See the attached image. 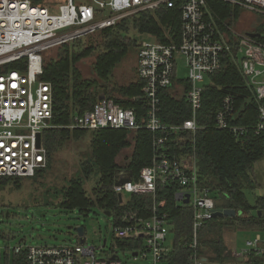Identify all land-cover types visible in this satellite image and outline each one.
<instances>
[{
    "label": "built area",
    "instance_id": "1",
    "mask_svg": "<svg viewBox=\"0 0 264 264\" xmlns=\"http://www.w3.org/2000/svg\"><path fill=\"white\" fill-rule=\"evenodd\" d=\"M218 1L240 14L264 18V0ZM159 8L179 9V42L164 44L154 39L138 44L135 67L139 91L123 99L132 106L123 107L115 102L117 98L104 95V100L97 98L90 109L80 113L75 110L68 129L150 132V165L140 171L136 180L131 178L122 186H114V192L142 197L154 196L158 186L176 188L175 201L184 204L187 200L184 205L192 212L188 243L192 264H239L250 255L260 257L264 264V233L260 231H253V239L247 240L241 250L231 251L232 261L212 262L198 252L199 232L215 218L213 213L218 209L216 196L200 180L194 137L199 129L204 77L219 71L226 55L253 92L258 111L254 130L264 134V32L242 31L227 20L218 26L219 19L209 0H0V177L31 178L47 166L44 134L53 127L54 91L52 84L43 80V74L45 63L56 59L52 55H58L71 43L98 37L123 21ZM177 58L183 59L187 70L189 87L183 98L190 117L178 126H169L162 122L160 114L162 97L173 96L184 86L176 80ZM233 114V100L225 97L214 115L215 128L240 138L247 129L231 124ZM175 143L185 146L183 154L168 153L169 146ZM126 203L122 197L119 205ZM163 206L164 202H160L114 216V246L105 258L96 253L104 251L106 240L96 249L85 242L80 245L76 235V244L70 246L5 248L6 263H10V256H22L19 264H125L117 253L123 248L133 263L165 264L173 242L167 246L171 224L169 215L162 212ZM83 238L85 241V235Z\"/></svg>",
    "mask_w": 264,
    "mask_h": 264
},
{
    "label": "trees",
    "instance_id": "2",
    "mask_svg": "<svg viewBox=\"0 0 264 264\" xmlns=\"http://www.w3.org/2000/svg\"><path fill=\"white\" fill-rule=\"evenodd\" d=\"M209 1L219 23L227 20L230 24L231 17L237 15V10H232L223 3L221 4L224 6L219 12L216 7L219 1ZM128 22L139 35L150 36L164 44L179 42L181 30L179 9L159 8L152 12H142L131 21H123L117 27L101 33L102 51L97 54L91 66L94 74L92 79H84L77 66L75 67L79 60L90 57L93 53L94 48L91 45L72 55L69 54L70 47L65 46L61 52L59 51L56 59H50L44 65L43 80L50 82L54 91V112L51 122L53 127L44 134L48 161L51 154L69 140L79 141L86 136L91 140L90 151L81 159L76 177L60 189L61 201L57 207L69 211L78 210L81 213L98 207L104 213L109 212L113 216L116 212L121 213L128 209L139 211L164 202L162 212L169 215L171 232L174 235L165 264H192L191 251L188 249L192 212L187 205L175 201L176 188L158 186L154 196H142L143 198L131 195L124 206L119 205L117 194L113 190L119 173L130 172L131 178L136 180L140 171L150 165L152 134L145 130L130 133L110 129L98 131L68 129L75 110L79 113L84 112L98 102V91L103 90L104 95L112 99L115 92L131 96L139 91L132 85L108 86L112 71L128 50L127 43L121 41L120 36V30L124 29ZM260 31V34L264 32V21ZM208 79L209 84L203 89L202 109L198 114L199 129L194 137L200 180L218 196V199L215 197L217 209L234 210L238 215L234 218L215 217L206 222L199 232L201 248L198 252L205 256L203 250L207 248L210 252L207 258L210 261L224 263L233 260L232 253L223 241L222 234L225 230L243 227L251 231L254 229L252 227H257L254 231L264 233V197H257L254 206H251L244 192L254 189L252 168L255 163L264 160V134L255 133L257 102L231 58L224 56L221 69L208 76ZM182 84L186 89L189 87L187 82ZM225 97H231L233 100L234 114L231 124L247 129V133L240 138L234 137L226 130L215 128L214 115ZM115 102L123 107L132 106L118 99H115ZM189 117L190 109L183 96L176 98L165 94L162 97L160 118L163 123L178 126ZM130 135L134 141L133 152L128 163L119 166L116 157L121 150L131 146ZM184 151L185 146L175 143L169 146L168 153L177 156ZM91 176H95L96 181L91 190L92 196L89 197L82 182ZM20 179L0 177V184H18ZM13 258V264L23 261L22 256ZM239 264H263V261L260 257L250 255L246 261Z\"/></svg>",
    "mask_w": 264,
    "mask_h": 264
},
{
    "label": "rangeland",
    "instance_id": "3",
    "mask_svg": "<svg viewBox=\"0 0 264 264\" xmlns=\"http://www.w3.org/2000/svg\"><path fill=\"white\" fill-rule=\"evenodd\" d=\"M223 6L220 2L216 4L219 12H221ZM263 21L264 18L261 16L255 18L251 13L240 14L238 11L237 15H233L232 19H230V26L239 27L242 31L253 29L261 32ZM222 22L226 24V20L221 21V23L217 21L218 26H222ZM120 36L122 37L121 41L127 43L128 50L112 71L108 86L128 87L132 85L137 88L135 67L137 46L141 42H151L155 38L139 35L129 22L124 29L120 30ZM102 38L103 35L100 34L98 37L70 44V55L77 54L84 47L90 45L94 48L90 57L82 58L75 64L84 79L94 78V74L90 76V67L97 54L102 51ZM53 56L57 57V53ZM176 65V80L182 84L186 82L188 77L183 59L177 58ZM202 84L204 86L209 84L207 76L204 77ZM185 91L186 88L182 86L179 91L174 93L173 97H182ZM114 95L115 98L122 101L128 98V95H120V93L116 92ZM131 137L130 135L131 146L121 150L116 157V163L119 166L127 164L133 152L134 141ZM90 141L89 136L79 141L69 140L51 154L47 166L41 169L40 172L38 171V174L35 173L31 178H21L18 184H0V254L2 256V264H7L4 253L5 248L13 249L17 245L32 247L74 245L77 242L75 232L77 227L84 229L85 243L88 246L98 249L102 246L103 241L106 240L104 251H98L96 256L107 257V253L114 246L113 237L111 236V224L113 223L114 215H119L120 212L107 217L98 207L90 208L85 213L57 207L61 201L59 191L68 184L69 180L76 177L81 159L90 151ZM252 172L254 189L245 190L244 192L249 205L254 206L257 197H264V160L255 163ZM95 181L96 177L91 176L87 181L82 182L84 190L89 197L92 196L91 190ZM213 195L218 199L214 192ZM122 197L127 199L129 196L123 194ZM252 228L256 229L257 227ZM171 229L167 236V246L173 242L174 235ZM254 229L249 231V229L243 227L228 228L222 234L225 246L230 252L241 250L247 240L253 239ZM117 253L125 264L142 263V261L133 263L129 260V253L123 248H119ZM203 254L205 257L210 256L207 248L203 250ZM146 256L147 259L150 258L148 253H146ZM10 258L9 264H13L14 258L12 256Z\"/></svg>",
    "mask_w": 264,
    "mask_h": 264
},
{
    "label": "water",
    "instance_id": "4",
    "mask_svg": "<svg viewBox=\"0 0 264 264\" xmlns=\"http://www.w3.org/2000/svg\"><path fill=\"white\" fill-rule=\"evenodd\" d=\"M250 36L254 37L255 35H250ZM98 92H99L98 100L99 101H103L104 98H105L103 90H100ZM131 175H132V173H130V172L129 173H124V172L119 173L116 176V179H115V182H114V186H122L123 184H126V183L130 182L131 181ZM117 198H118V202L122 203V195L118 194ZM183 203L187 204L188 201L185 200ZM104 215L107 216V217L111 216V214L109 212L104 213ZM213 215H214V217L234 218L238 214L234 210L218 209V210L214 211ZM258 215H260V213H258ZM75 232H76V235L79 236V244L83 245L84 242H85L84 238H83V236H84L83 228L82 227H77V228H75ZM103 246H104V243H103ZM111 260H113V258Z\"/></svg>",
    "mask_w": 264,
    "mask_h": 264
}]
</instances>
